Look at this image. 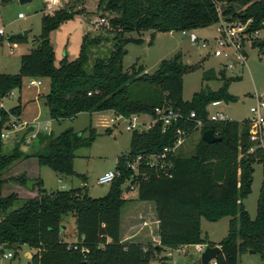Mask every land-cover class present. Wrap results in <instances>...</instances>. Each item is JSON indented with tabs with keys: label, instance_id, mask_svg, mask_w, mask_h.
Listing matches in <instances>:
<instances>
[{
	"label": "trees",
	"instance_id": "16d2710c",
	"mask_svg": "<svg viewBox=\"0 0 264 264\" xmlns=\"http://www.w3.org/2000/svg\"><path fill=\"white\" fill-rule=\"evenodd\" d=\"M1 1L8 3L11 0ZM219 1L225 3L222 9ZM219 1L99 0L97 10L115 14L109 19V26L102 28L113 34V48L108 57L96 60L90 71L85 69L87 49L100 41V35L89 38L85 34L78 56L71 61L64 57L55 64L50 32L72 17L75 11L65 6L42 16L41 32L36 39L38 45L20 55L19 71L0 73V99L13 89H21L25 77H32L47 82V89L40 96L51 120L60 121L80 112L104 110L125 117L149 114L155 118L154 108L163 105L179 111L183 118L164 131L161 121L146 129L132 130L128 153L116 159L114 169L119 174L110 182L108 192L98 198L82 193L80 188L49 192L37 178V194L21 199L18 208L6 212L20 198L15 192L1 194L8 179L25 185L28 178L24 174L8 179L2 177L6 168L24 157L34 156L39 166H48L60 174H73L75 150L92 143L95 137L92 128L86 136L72 128L57 135L39 132L31 145L33 151L24 153L16 144L11 153L0 154L1 246L11 245L15 252L22 245L35 249L31 264H150L165 247L214 246L215 243L202 235L201 219L217 222L229 217L227 234L218 242L220 250L209 264H238L239 255L249 250L264 258V156L247 153L246 122L242 126L236 120L207 119V106L212 101L235 100L228 91L233 78L222 74L223 82L217 89L203 87L194 92L190 100H184L183 75L194 66L183 64L180 53L161 60L151 74L137 63L129 70L122 66L125 44L141 41L125 37L127 32L192 30L217 22L220 14L227 20L245 22L251 19L249 30L264 28V0ZM237 3L244 7L237 8ZM7 40L21 44L27 42V36L12 34ZM260 45L264 47V39ZM214 77L216 74L211 69L203 72V80ZM137 84L146 87L141 99L133 95V87ZM21 110L19 103L11 108L16 115ZM192 111L195 117L184 120ZM0 112L2 116L6 115L4 110ZM194 119L202 120L201 132L211 129L221 140L207 143L199 137L193 153L188 156L168 151L162 161L164 168H160V161L155 166L146 163L150 155H159L164 148L174 146L177 127L188 128L191 134ZM2 125L0 120V129ZM30 129L27 127L26 131ZM24 135H20L21 142H24ZM138 156L135 172L129 164ZM255 159L262 162L263 178L256 215L251 218L242 201L251 192ZM129 180L136 186L137 200L155 204L158 244L120 240L121 210L128 201L122 196V186ZM65 215L74 218L77 235L74 243H68L62 237L61 221ZM196 264H201L200 260Z\"/></svg>",
	"mask_w": 264,
	"mask_h": 264
},
{
	"label": "rangeland",
	"instance_id": "374dc122",
	"mask_svg": "<svg viewBox=\"0 0 264 264\" xmlns=\"http://www.w3.org/2000/svg\"><path fill=\"white\" fill-rule=\"evenodd\" d=\"M98 1L67 0L61 3V7L67 6L75 12L72 17L61 22L57 28L50 32L49 38L54 51L55 64H58L64 57L68 61L75 59L79 54L82 38L85 34H88L89 38L96 35L101 37L98 43L88 47L85 69L90 71L96 60L108 57L113 48V34L102 28L109 26V19L115 14L97 10ZM219 2H221L220 9H222L225 3L224 1ZM29 6H33V9H30ZM236 7L243 8L244 5L237 3ZM18 12H21L24 18H18ZM45 13L48 12L44 0H33L31 3L26 4H21L18 0H11L8 3H3L0 0V28L4 31V35L0 37V73L14 74L19 71L20 54L28 53L31 48L38 45V40L36 39L41 32V18ZM98 17L105 18L108 23L106 25L95 23ZM233 21L242 22L238 19ZM217 25L218 23L215 22L209 26L186 32L182 30L127 32L124 34L125 37L140 39L141 41L125 44L124 49L126 52L123 56L122 66L124 70H129L132 64L137 63L144 67L146 73L151 74L157 69L161 60L170 59L180 53L183 64L194 66L192 70L183 75L182 96L184 100H190L192 94L203 87L217 89L223 82L220 77L222 74L227 78L231 77L233 80L229 82L228 91L235 97V100L230 102L221 101L219 105L210 107L209 113L222 112L226 119L236 120L240 125L244 126L249 115V108L255 103L254 95L264 91V47L260 45L264 39V28L257 30L258 35L256 37L243 41L244 64L240 65L237 63L231 69H224V59L215 57L212 54V49L214 48L212 39L216 37L215 28ZM26 31L27 42L22 43L21 46L19 45L20 47L12 45L10 49V43L7 40L8 36L24 34ZM190 32H193L198 37L197 42L189 39ZM204 38L210 41L207 47L201 46V40ZM210 69L215 72L216 77L203 80V72ZM30 79L31 77H25L21 89H13L12 92L0 99V110L6 112L5 116H2L0 112V120L3 122L0 129L1 133H7V124L13 121L17 123L22 120L31 121L34 118L41 122V132H52L53 135L59 134L64 129L72 128L74 131L86 136L89 129L92 128L95 132L92 143L87 147H80L75 150L73 174H60L48 166H40L39 178L42 180V187L49 192L80 188L82 193L90 197L98 198L104 196L110 188V183L99 184L97 182L98 177L105 171L114 169L117 157L126 155L129 151V139L132 130H126V120L120 118L112 123L110 119L116 116L112 110L95 111L94 113L80 112L73 118H65L60 121L51 120L43 103V98L40 96L47 89L46 80L41 79L42 84L34 86L28 84ZM133 89V95L136 98H143L146 90L145 86L137 84ZM18 103L21 105L22 110L19 115H16L11 111V108ZM37 111L41 112V114L39 113L36 116ZM137 118L139 120L151 119L149 114H140ZM45 123L47 128H44ZM108 126L112 128L111 132L106 131ZM201 133V128L194 130L185 138L183 144L175 149L174 153L182 156L192 154L199 137H201ZM21 134L22 130L18 132L11 130L8 136L1 137L0 154L11 153L16 144L24 153L33 151L34 149L31 147L33 141L29 143L21 142ZM30 157L34 156L24 158ZM152 161L154 162V158H152ZM17 162L18 160L6 168L2 173V177L8 176V179L9 176L15 174L17 168L21 167L20 164H16ZM26 163L22 165H27L29 170L31 168L30 162ZM252 166L251 192L242 202L250 217L254 218L263 178L262 162L255 159ZM133 169L135 172L137 171L136 166ZM124 185H131L130 180L126 181ZM21 186L23 191L27 192L26 186L23 184ZM35 188V185H33V189ZM14 189V183L8 179L2 187L1 194L7 195ZM21 204V199L15 201L6 212L18 208ZM124 210L125 207L122 213H124ZM125 214L127 215V213ZM228 221L229 217H224L217 222L202 219V235L207 237V241L218 243L227 234ZM61 222L62 237L70 242L76 240L77 235L72 216H63ZM149 242L152 245L157 243L150 240ZM7 250H4V252ZM10 250L14 257L4 259L0 253V264H31L30 258L25 253L26 251L35 252V249L22 245L16 252L14 249ZM200 253L194 245H189L184 249L180 248V246L175 248L165 247L151 259L150 264H196L200 260ZM238 264H264V258L257 253H249L248 251L239 255Z\"/></svg>",
	"mask_w": 264,
	"mask_h": 264
},
{
	"label": "built area",
	"instance_id": "2783aa9c",
	"mask_svg": "<svg viewBox=\"0 0 264 264\" xmlns=\"http://www.w3.org/2000/svg\"><path fill=\"white\" fill-rule=\"evenodd\" d=\"M67 1V0H44L46 3V8L48 13H52L53 10L61 7V3ZM219 11V10H218ZM220 13V11H219ZM18 17H23V14L19 12L17 14ZM97 23L101 24H107L105 18L98 17L96 19ZM251 22V19H248L245 22H234L233 20H227L225 17H223L221 14L219 15V19L216 23L218 25L215 28L216 37L212 39L214 48L212 49V54L215 57H219L224 59L223 67L225 68H233V65L235 64H244L245 62V55L243 54V41L248 38L256 37L257 30H249V23ZM183 32H186L188 30H182ZM4 34V31L2 28H0V36ZM189 39L193 42L198 41V37L193 33H189ZM209 39L204 38L201 40V46L207 47L209 44ZM29 85L34 86H40L42 84L40 78H32L28 81ZM255 103L252 104L249 108V115L246 118V124L248 128V139L249 144L246 149L247 153H251L256 155L257 157L264 156V91L259 94L254 95ZM221 101H212L207 106V119L208 120H225L226 117L222 112H216L214 114L209 113V108L212 106H217L220 104ZM114 118L111 119L112 123L117 121L118 119L122 118L126 120V130H134V129H146L150 127L154 122L161 121L162 122V130L164 131L166 128H168L170 125H173L174 123L178 122L179 119L183 118V115L177 111L172 109L170 106H157L154 108V116L155 118H152L150 120H139L137 117L140 115L133 114L128 117L117 115ZM195 117V113L192 111L189 113V116H186L184 120H189L191 118ZM195 125L193 130L201 128L202 126V120L201 119H194ZM27 127H30L31 129L27 130ZM41 122L34 118L31 121L22 120L21 122H11L10 124H7V133H1V137H6L9 134V131L13 130L14 132H18L19 130H22V134L24 135V142L29 143L35 139L37 134L41 132L40 130ZM44 128H47L46 123L44 124ZM188 128L184 129L182 127H177L176 129V142L173 147L171 148H164V152L159 155H150L149 160L146 162L150 164L151 166H155L158 161H160V168H164L165 164L162 162L166 152L168 151H175L176 148L181 146L183 142L185 141V138L189 135ZM152 158H154V162L152 161ZM140 157L138 156L132 163L129 164L131 168H135L137 170V165L139 163ZM169 166H171L169 164ZM118 171L116 169H111L105 171L102 175H100L97 179V182L99 184L104 183H110L117 175ZM132 186V185H131ZM198 252H202L204 249L203 245H197ZM2 246L0 245V249ZM6 250V249H4ZM13 253L11 250H7L6 252H2L1 256L4 259H10L13 257Z\"/></svg>",
	"mask_w": 264,
	"mask_h": 264
},
{
	"label": "crops",
	"instance_id": "0c3cea01",
	"mask_svg": "<svg viewBox=\"0 0 264 264\" xmlns=\"http://www.w3.org/2000/svg\"><path fill=\"white\" fill-rule=\"evenodd\" d=\"M30 7H32V9H33V6H29V8ZM18 18H24V15H23V17H18ZM26 33H27V31H26ZM0 37H2V36H0ZM12 45L18 47L19 45L21 46L22 43L21 44L20 43H10V45H9L10 49H11ZM39 113L41 114V112L37 111V113L35 115L37 116ZM92 113H94V112H92ZM113 113H114V111H113ZM111 119H110V121H111ZM108 130L111 132L112 128L108 126ZM26 162H30L29 164L31 165V168H29V170H28L27 165H22ZM16 164L17 165L20 164L21 167H19V169L17 168L16 173L12 174V176H9V177H16V176L21 175V174H25L28 179H37L40 177V173H39L40 166L38 165L37 159L35 157H30L27 159L21 158V160L20 161L18 160V162ZM7 177H4V178L7 179ZM12 182L14 183V186H15V189L12 190V192H15L17 194L18 198H20V199L31 198L37 194V188L32 189V190H29L26 188L27 192H25V191H23L21 184L14 182V181H12ZM128 186L124 185L123 186V192H122V196L125 199H127L128 201L123 206V208L125 207L124 213H127V215L126 214L124 215V213H122L123 208L121 210L120 240L122 242H131V241L140 242L142 244H149L150 243L149 240H150V241L157 242L156 244H158V242H159L158 219H157L155 204L153 202H150V201H139V200H137L136 199V196H137L136 186L135 185H132V186L128 185ZM73 222H74V218H73ZM74 229H75V223H74ZM75 232H76V230H75ZM76 240L71 241V242L67 241V242L68 243H74V242H76ZM215 245H218V243H215ZM188 246L189 245H183V246H180V248L184 249L185 247H188ZM194 246H197V245H194ZM0 253L2 254V251H0ZM32 253H33L32 251H26L25 255L28 258H31ZM13 257H14V255H13Z\"/></svg>",
	"mask_w": 264,
	"mask_h": 264
},
{
	"label": "water",
	"instance_id": "95a60500",
	"mask_svg": "<svg viewBox=\"0 0 264 264\" xmlns=\"http://www.w3.org/2000/svg\"><path fill=\"white\" fill-rule=\"evenodd\" d=\"M18 1L21 4H26V3H31L33 0H18ZM30 9H32V7H30ZM201 138L207 143H214L216 141L221 140V137L215 135L213 133V130H211V129H206V130L202 131ZM36 183H37V181L35 179H27L25 186L27 189L32 190L33 185H35ZM2 248L6 249V250L7 249H9V250L14 249L13 246L8 245V244H4L2 246ZM219 250H220L219 245H214V246L205 245L203 251L200 253L201 264H209L213 259H215ZM249 253H254V251L249 250Z\"/></svg>",
	"mask_w": 264,
	"mask_h": 264
}]
</instances>
